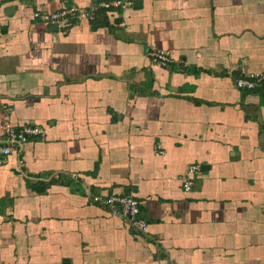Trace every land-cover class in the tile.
I'll list each match as a JSON object with an SVG mask.
<instances>
[{"label": "crops", "instance_id": "1", "mask_svg": "<svg viewBox=\"0 0 264 264\" xmlns=\"http://www.w3.org/2000/svg\"><path fill=\"white\" fill-rule=\"evenodd\" d=\"M111 1L0 0V140L43 130L0 164V264H264V93L233 84L264 72V0H132L67 34L33 16Z\"/></svg>", "mask_w": 264, "mask_h": 264}, {"label": "built area", "instance_id": "2", "mask_svg": "<svg viewBox=\"0 0 264 264\" xmlns=\"http://www.w3.org/2000/svg\"><path fill=\"white\" fill-rule=\"evenodd\" d=\"M132 5V0H113L111 2H102L97 7L89 10L77 7H69L52 14L35 13V19L41 21L45 25H54L62 34L68 31L79 21H93L97 9L101 10H124ZM151 63L168 67L172 63V59L167 52L159 50H151L148 54ZM234 87L238 90L255 91L262 90L264 93V72L251 73L245 76L237 77L233 80ZM43 130L37 126L26 125L19 129H15L9 123L4 126V137L0 140V164L15 153L20 146L28 142L32 137H42ZM198 170L197 166H191L183 177V189L190 191L193 185V175ZM91 202L101 206L113 214L120 215L131 228L145 232L147 224L140 217V203L131 195H121L116 193L99 194L91 197Z\"/></svg>", "mask_w": 264, "mask_h": 264}]
</instances>
